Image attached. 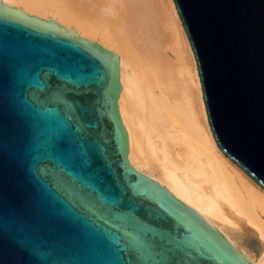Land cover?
Listing matches in <instances>:
<instances>
[{
  "label": "water",
  "instance_id": "water-1",
  "mask_svg": "<svg viewBox=\"0 0 264 264\" xmlns=\"http://www.w3.org/2000/svg\"><path fill=\"white\" fill-rule=\"evenodd\" d=\"M217 146L264 190V0H173ZM120 57L0 0V264H251L129 162Z\"/></svg>",
  "mask_w": 264,
  "mask_h": 264
},
{
  "label": "bare ground",
  "instance_id": "bare-ground-1",
  "mask_svg": "<svg viewBox=\"0 0 264 264\" xmlns=\"http://www.w3.org/2000/svg\"><path fill=\"white\" fill-rule=\"evenodd\" d=\"M5 2V0H2ZM120 57L129 162L180 198L251 264H264V190L217 146L173 0H9Z\"/></svg>",
  "mask_w": 264,
  "mask_h": 264
},
{
  "label": "snow or ice",
  "instance_id": "snow-or-ice-1",
  "mask_svg": "<svg viewBox=\"0 0 264 264\" xmlns=\"http://www.w3.org/2000/svg\"><path fill=\"white\" fill-rule=\"evenodd\" d=\"M9 2V0H5V3Z\"/></svg>",
  "mask_w": 264,
  "mask_h": 264
}]
</instances>
